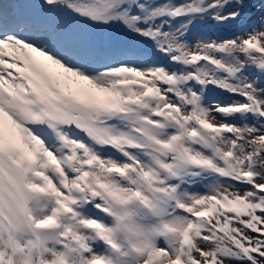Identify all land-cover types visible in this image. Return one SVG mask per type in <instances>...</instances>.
<instances>
[{
	"label": "snow or ice",
	"instance_id": "1",
	"mask_svg": "<svg viewBox=\"0 0 264 264\" xmlns=\"http://www.w3.org/2000/svg\"><path fill=\"white\" fill-rule=\"evenodd\" d=\"M0 264H264V0H0Z\"/></svg>",
	"mask_w": 264,
	"mask_h": 264
}]
</instances>
